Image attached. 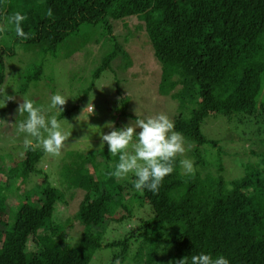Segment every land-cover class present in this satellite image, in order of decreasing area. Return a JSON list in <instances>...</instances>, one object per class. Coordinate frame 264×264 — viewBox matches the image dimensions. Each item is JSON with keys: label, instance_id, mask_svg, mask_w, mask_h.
<instances>
[{"label": "trees", "instance_id": "obj_1", "mask_svg": "<svg viewBox=\"0 0 264 264\" xmlns=\"http://www.w3.org/2000/svg\"><path fill=\"white\" fill-rule=\"evenodd\" d=\"M49 8L52 18L46 16ZM15 12L27 16L23 28L30 34L28 40L15 37L16 43L54 56L63 48L74 63L97 32L113 37L114 47L85 93L104 71L114 70L115 59H122L124 70L132 64L114 34V22L142 21L162 68L159 93L177 102L174 130L196 144L193 156L202 170L182 175L177 157L158 193H141L132 183L134 175L107 176L118 156L111 157L105 144L102 152L69 151L62 158L61 178L51 183L38 167L43 149L25 150L23 159L0 164V191L13 193L14 182H27L33 173H39L41 188L35 194L28 190L24 201L8 204L9 209L0 194V264H92L102 248L113 250L109 264H176L200 253L214 259L223 255L230 264H264V153L259 162L247 165L244 176L229 180L221 150L216 171L201 150L220 143L202 130L209 117L254 126L253 137H264V0H0V23ZM13 54V47L0 48V86L4 56ZM35 68L24 76L20 92L42 81V66ZM43 81L50 85L53 79ZM117 92L120 121L130 114L126 98ZM78 190L84 196L75 219L83 230L80 241L71 245L65 224L55 223V213L57 204L67 205ZM111 223L119 226L111 229ZM117 229L123 232L105 238Z\"/></svg>", "mask_w": 264, "mask_h": 264}, {"label": "rangeland", "instance_id": "obj_2", "mask_svg": "<svg viewBox=\"0 0 264 264\" xmlns=\"http://www.w3.org/2000/svg\"><path fill=\"white\" fill-rule=\"evenodd\" d=\"M143 22L137 17H130L125 21L114 22V34L120 43L123 44L131 58V66L126 70L122 68L123 61L119 57L112 62L114 70H106L94 80L92 89L85 93V89L93 81L92 74L102 64L105 56L114 47V39L108 33L97 32L89 47L81 50V56L77 63L65 57V51L61 48L56 56L51 53L45 54L36 46H28L23 43H16L15 36L11 31L7 39L0 36V48H14L13 55H5V81L0 86L6 88L9 96H15V100L7 101L3 94H0V164L10 165L13 157L23 159L25 149L23 141L24 133L17 134L14 123L17 124L26 118L19 116L17 108L22 99L28 98L35 101L36 106H43L46 115H57L61 122L62 131L67 134L64 147L58 156L45 154L38 164L42 174L48 173L51 183L56 182L61 175L62 158L67 156L69 151L89 152L98 151L101 146V134L112 131L118 122V129L129 124H135L137 117L136 109L140 114L139 118H147L151 115L165 113L174 122L175 116L179 113L178 104L169 96L159 93L161 80V64L154 54V50L146 31L140 26ZM84 31V29L82 30ZM39 66L43 68L42 81L33 82L24 92H20L24 76L29 71ZM49 76L53 81L48 85L43 79ZM117 89L127 100V112L129 117L119 120L122 106L119 104L120 97ZM59 93L67 98L63 111L53 109L48 112L51 96ZM264 93V92H263ZM118 105H120L118 109ZM94 111H89V107ZM88 107V109H86ZM86 109V110H85ZM70 110L66 115L61 113ZM85 110V111H84ZM120 112V113H119ZM119 113V115H118ZM254 127V126H253ZM246 124H228L223 118L209 117L202 125L203 132L210 138L219 140L217 146L205 144L201 147L203 155L213 163L211 170L216 171L217 154L221 150L224 163V176L226 179L241 178L246 173L247 165L259 162V154L264 153V137H253L254 128ZM137 132L140 129L136 130ZM183 136V135H182ZM186 152L181 159H190L194 168L202 170L201 165L195 164L193 149L195 143L184 137ZM255 146V147H254ZM254 147L257 155L253 156L251 150ZM16 160V159H15ZM4 169V168H3ZM208 167L205 169V171ZM210 170V169H209ZM5 171V169H4ZM203 170V172L205 173ZM39 173H33L27 182L18 180L11 187L12 191L3 189L0 194L8 204L16 206L22 203L23 195L28 190L34 194L40 190L38 183ZM133 175L130 174L129 177ZM61 178V177H60ZM84 191L78 190L75 197L69 200L67 205L57 204L55 223L65 224L68 240L71 245L80 241V234L83 226L75 219V214L83 199ZM147 209L150 210L149 206ZM9 209V208H8ZM145 209L146 211H148ZM144 216V214L142 213ZM119 226L111 223L109 228ZM129 226V225H128ZM130 227V226H129ZM123 230H111L106 234V239H114ZM33 248V246H31ZM113 250L109 248L99 249L92 264H109Z\"/></svg>", "mask_w": 264, "mask_h": 264}, {"label": "clouds", "instance_id": "obj_3", "mask_svg": "<svg viewBox=\"0 0 264 264\" xmlns=\"http://www.w3.org/2000/svg\"><path fill=\"white\" fill-rule=\"evenodd\" d=\"M46 16L53 17L51 8L47 10ZM26 19L27 16L20 12L5 16L4 21L0 23V36L7 39L6 34L11 31L21 40L30 39V34L23 28ZM5 89L0 87V94L6 97V102L15 100L16 97L7 95ZM66 103L65 96L53 94L47 111L59 109L62 112ZM89 110L93 112L94 107ZM135 111L138 118L134 125L131 123L122 129L114 128L107 134H101V152L107 144L111 157L118 156L114 171L108 172L107 176L125 179L132 174L135 176L132 181L135 190L143 193L147 189L158 193L164 178L174 171L177 157L184 156L185 141L182 134L174 130V122L165 113L139 118L140 114L137 109ZM17 112L19 116L26 114L24 120L13 124L18 135L26 134L23 141L24 149L36 151L42 148L46 154L58 156L68 137L62 131L57 115L47 116L43 106H36L35 101L28 98L22 99ZM107 126L114 127L112 124ZM137 129L140 131L137 132ZM179 164L182 175H195L193 161L180 159ZM115 264H120V261H115ZM176 264H230V261L223 255L214 259L210 254L200 253L192 255L190 259L185 256Z\"/></svg>", "mask_w": 264, "mask_h": 264}, {"label": "built area", "instance_id": "obj_4", "mask_svg": "<svg viewBox=\"0 0 264 264\" xmlns=\"http://www.w3.org/2000/svg\"><path fill=\"white\" fill-rule=\"evenodd\" d=\"M89 109H92V107L90 106Z\"/></svg>", "mask_w": 264, "mask_h": 264}]
</instances>
